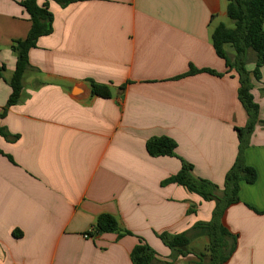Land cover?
I'll return each instance as SVG.
<instances>
[{"label": "crops", "instance_id": "obj_1", "mask_svg": "<svg viewBox=\"0 0 264 264\" xmlns=\"http://www.w3.org/2000/svg\"><path fill=\"white\" fill-rule=\"evenodd\" d=\"M21 1L0 0V114L12 93V47L32 26ZM38 4L53 15V32L30 51L19 103L0 118L9 136L0 134V264H133L139 239L157 254L155 264H197L210 241L193 227L211 222L216 204L164 183L185 162L222 189L236 162L237 129L249 117L239 75L212 43L228 1ZM255 62L249 52L248 72ZM260 73L252 94L264 122V66ZM92 82L108 85L111 98L74 97ZM156 137L173 139L177 157H151L146 143ZM244 157L257 179L240 183L239 201L223 215L235 237L225 264H264L263 125ZM102 214L133 236L87 237ZM166 232L187 233L190 254L167 247L157 236Z\"/></svg>", "mask_w": 264, "mask_h": 264}, {"label": "trees", "instance_id": "obj_2", "mask_svg": "<svg viewBox=\"0 0 264 264\" xmlns=\"http://www.w3.org/2000/svg\"><path fill=\"white\" fill-rule=\"evenodd\" d=\"M227 1V15L233 27L220 24L212 34V43L216 55L225 61L229 70L234 69L238 73L239 99L249 117L247 126L244 129H237L240 144L236 162L227 173L222 189L209 181L195 177L193 167L183 161L179 173L164 183L182 186L204 201H214L216 204L211 222H198L193 227V230H199L201 234L207 235L210 241L205 252L196 254L199 259L197 264H225L234 252L235 237L223 225L222 218L226 209L239 201L240 183L253 184L257 179L256 171L245 162L244 150L248 146V137L255 131L256 126L258 124L264 126V122L259 119V105L252 94L251 78L253 76L256 80H260V69L264 66V0ZM61 3L65 6L69 2ZM20 5L27 13L32 26L26 39L16 41L12 47L17 58L14 73L8 81L12 93L0 118L5 116L9 108L19 103L23 78L30 67V51L36 48L40 38L49 36L53 32V15L42 9L38 0H22ZM249 52L256 56L253 72H248L246 69ZM195 72L198 71L192 70L190 74ZM203 72L216 74L211 70ZM0 78H3L1 73ZM91 91L95 96L111 98L108 85L92 82ZM0 134L6 139L9 138L4 130H0ZM146 149L151 157H177V143L169 137H156L148 140ZM193 212L194 210L191 209L189 214ZM106 233H116L119 238L126 235L133 236L129 231L121 230L114 216L102 214L97 218L96 225L88 236ZM157 236L173 252H178L181 256L190 254L188 248L191 240L187 233L170 235L166 232ZM229 239H232L231 243H228ZM156 257L155 251L142 239H139L138 245L131 253L133 264H155Z\"/></svg>", "mask_w": 264, "mask_h": 264}, {"label": "water", "instance_id": "obj_3", "mask_svg": "<svg viewBox=\"0 0 264 264\" xmlns=\"http://www.w3.org/2000/svg\"><path fill=\"white\" fill-rule=\"evenodd\" d=\"M79 92H84V95H83V97H88L90 94H91V89L87 86V85H84V86H81L80 88H77L76 90H75V92H74V97L75 98H78L79 96H78V93Z\"/></svg>", "mask_w": 264, "mask_h": 264}, {"label": "rangeland", "instance_id": "obj_4", "mask_svg": "<svg viewBox=\"0 0 264 264\" xmlns=\"http://www.w3.org/2000/svg\"><path fill=\"white\" fill-rule=\"evenodd\" d=\"M226 25L229 26V27H233V23H232V21L229 18L226 21Z\"/></svg>", "mask_w": 264, "mask_h": 264}, {"label": "built area", "instance_id": "obj_5", "mask_svg": "<svg viewBox=\"0 0 264 264\" xmlns=\"http://www.w3.org/2000/svg\"><path fill=\"white\" fill-rule=\"evenodd\" d=\"M90 232H92V230H91ZM90 232H89V233H90ZM89 233H88V234H89ZM88 234H87V237H90V236H88Z\"/></svg>", "mask_w": 264, "mask_h": 264}]
</instances>
